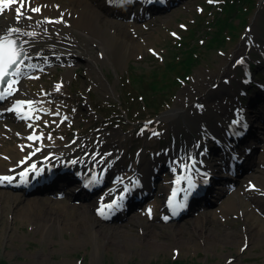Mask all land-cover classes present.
<instances>
[{
  "label": "rangeland",
  "instance_id": "1",
  "mask_svg": "<svg viewBox=\"0 0 264 264\" xmlns=\"http://www.w3.org/2000/svg\"><path fill=\"white\" fill-rule=\"evenodd\" d=\"M262 2L264 3V0H190L188 6L172 12L170 20L166 17L160 22L140 23L139 25L147 26L144 29V37L139 39L142 49L140 47L137 54L130 57L123 67L117 65V71L112 67L105 69V82L114 86L112 90L90 81L91 86L86 88L84 84L74 80L77 76L84 81L88 73L85 60L78 62L81 66L79 72L71 71L68 76L63 75L61 81H55V71L49 70L50 72L45 73L46 77L27 82L25 88L29 93L32 92L33 85L37 84L40 98H46L42 87L47 83L54 89L59 85L57 93L50 94V98H46L42 103L56 101L59 106L62 101H69L71 96L72 99L76 98L75 102L71 100L73 105L70 109L60 107V113H63L64 117L58 115L50 120H43L45 123L41 128L47 133L46 140H57V145L60 146L64 140L74 139L79 133L81 138H88L102 132L118 131L122 136L120 147L125 149L122 158L126 164H130L139 156L147 162L155 152H162L164 147L168 150L172 148V151L174 145H179L185 140L190 143L191 134H196L198 126L191 120V112H187L185 119L179 118V125L175 126L174 118L177 116L172 114L176 105L180 103L177 107L184 106L181 100L185 94H196L197 83L203 82L197 81L198 79H211L219 69L228 70L236 58L245 53L243 42L249 37L252 36L248 39L251 40L250 53L260 55V52L264 51V5L260 6ZM225 20L230 24L222 29L221 25ZM147 33L152 35L147 38ZM190 60L193 64L188 68L186 64ZM262 65L264 66V63ZM93 72L99 76L96 71ZM244 78L242 71L239 77L232 81L236 91L239 87L238 80L242 81ZM134 83L138 85L135 86ZM146 100L150 106L145 103ZM186 106L185 104L184 108H187ZM53 120L57 121L58 127L66 130L62 133L49 131L48 129L54 127L48 125L55 123ZM20 123L22 122L19 119L0 118L1 167H8L12 161L18 159L14 151L11 152L13 155L6 154V149L16 145L21 148L23 155L27 151H33L31 147L26 149L21 146L26 141L25 136L16 138L18 143L10 142L6 136L8 133L16 134L19 127L16 126L15 129L14 124ZM28 132L29 130H26L24 135ZM181 134L183 138H180ZM261 152L262 146L257 150L258 154ZM6 155L9 157L7 160ZM114 155L115 152L109 157ZM3 159L5 161H2ZM123 173L127 171L124 170ZM256 173L257 171L254 172ZM167 175L165 174V180L169 177ZM248 180L250 179H243L238 189L245 187ZM160 192L161 189L154 195L152 211L163 207ZM229 196L211 210L212 213H205L207 216L217 215L220 222L217 227L223 233L224 229L236 231L237 227L247 226V215H244L243 210L246 206L239 203L236 212L230 215L225 213L224 208ZM259 198L260 204L257 206L262 207L261 211L255 206V202L246 200L254 209H251L253 216H248V222L256 218L262 220L261 217H264V197ZM66 204L65 201L47 200L35 204L33 210L9 207L1 218L3 222H0V264H97L92 260L91 242L78 239L79 235L74 233L72 226L65 224L62 231L59 230L53 235H45L42 231V212L51 206L60 210L71 209ZM2 209L3 204L0 203V215ZM146 218L149 220V217ZM132 222L129 220L125 225H131ZM151 222L157 225L156 229L167 230L171 234L177 233L174 228H186L184 233L188 239L182 245L169 243L168 247L156 251L151 248L145 251L134 249L121 252L111 246L101 264H264V231L257 234L256 240L253 241L244 240L233 244L222 242L212 246L202 243L196 236H191L194 235V228L189 220L163 224L156 217ZM231 222H237L238 225ZM262 222L264 223V220ZM137 246L142 247L139 244Z\"/></svg>",
  "mask_w": 264,
  "mask_h": 264
},
{
  "label": "bare ground",
  "instance_id": "2",
  "mask_svg": "<svg viewBox=\"0 0 264 264\" xmlns=\"http://www.w3.org/2000/svg\"><path fill=\"white\" fill-rule=\"evenodd\" d=\"M188 4L189 2L186 3V6H188ZM129 6L130 5L126 3L120 5L117 0L114 3H110L108 0H24V7L20 9L23 15L17 20L15 9L19 7V5L16 3L11 4L3 13H0V36L6 35L10 28L20 29V33H14L13 38L17 39V43L23 47L24 52H26V59L21 68V74L15 77H21L23 75L22 73L29 72L30 70L46 68L56 62L67 64L63 74L68 76L71 71L74 73L77 72L76 70L79 68L76 63L77 60H85L84 64L88 73L86 77H84V81L77 76L74 80L80 84H84L86 88L88 85L91 86L90 83L97 82L99 85L112 90L114 86H109L110 84L105 82V69L109 70V68L112 67L116 70V68H118L117 65L123 67V64H126L130 57L137 54L140 47L142 49L139 39L140 37H144V31L140 25H132L134 26L132 28L124 21L115 20L111 16L115 13L128 11L127 9ZM175 7L176 6H173V9ZM33 8H38L39 11H32L31 9ZM168 10H172L171 7ZM160 11L161 10L158 12ZM28 17H30V19ZM153 18L158 19L160 17L157 16ZM167 18L170 20V15ZM33 32L36 34L35 36L24 34ZM147 34H149L147 38L152 35L150 33ZM242 48L243 45L241 49ZM73 63L76 64L73 67L70 66V64ZM55 70L54 68L53 71ZM93 71H96V74L98 73L99 76L94 75ZM227 72L229 71L219 69L217 73L215 72V77L197 80L203 82L197 83L196 86L198 91L196 94L192 92V95L189 93L185 94L181 100V102H184V106L180 105L177 107V105L180 104L178 103L175 107V111L172 114L173 116H177L174 118L175 126L179 125V118L185 119L187 117V112H189V114L191 112L192 115L189 116L196 126H199L200 121L203 119L211 118L213 121L215 120L213 107L206 106L205 110L207 112L205 113L201 105L203 102L215 96L218 92L223 94L225 99L228 98L227 96L233 95L225 84L224 76L227 75ZM59 76L61 75L56 73L53 77L59 81ZM24 82L16 81L12 85L15 91H13L14 94L12 95L11 93L9 97L11 103H8L5 108L1 109L0 114H11L10 112H13L16 117L25 118L31 122L35 118L31 115L35 114L37 109H39L41 101L39 98H35L28 93L27 89L23 87ZM47 86H49L48 83ZM213 86L216 87L214 88ZM6 88H8V84L3 89ZM33 90H38L35 84L33 85ZM53 90L54 88L50 86L47 88L46 93L49 94ZM17 101L25 102L23 105L19 106L20 110H15L14 108ZM185 104L187 108H184ZM217 105L219 106V104ZM232 108L235 110L238 109L235 101L232 106H221V110H217V108L214 109H216L218 115L228 118L230 121V119L236 120L237 117H239L237 113H235L237 115L235 117L231 114ZM9 109L13 110L10 111ZM199 109L204 111V116L198 115L202 112H200ZM223 123L224 122L220 124L223 125ZM19 128L17 130L23 129ZM208 128L209 129H206L204 132L205 134H211L212 138L223 137V134H221L218 128L211 124H208ZM57 130L58 132L63 131L61 129ZM224 134L228 138L231 136L228 134V131ZM6 136H8L10 142L17 141L16 138L18 136L16 135L8 133ZM121 137L118 131H108L96 134L84 140L76 139L70 144L61 146L62 148H60V150H56L57 148L52 145L55 141H50L49 145L41 146L39 149L35 150L33 157L30 158L26 155H22L20 152L21 149L15 145L14 148L6 149L5 153L13 155L11 152L14 151V155H18V160L10 163L11 166H14L13 169H4L8 167L0 166V176L11 175V177H14L13 180H17L21 177L20 174L23 170L30 168L35 162H39L52 154L56 161H61L62 158L70 156L76 163H80L83 167L87 165L88 168L94 167L97 172H101V178H106L114 174V167L117 163V159L108 161L106 158L112 154L114 148L120 146V142L122 141ZM259 143L260 141L258 144ZM32 144L33 143H31V145ZM25 145L28 147L31 146L30 143H25ZM89 146H91V148H89ZM198 147L196 149L190 148L186 150V144H183L182 147L177 148V154H184L185 158H172L171 162L168 163L171 169V177L169 179L170 185L160 188L164 196L168 197V202H174L179 192L186 195V193L189 192V181L198 178L204 170L206 172L210 171V168L205 164V155L203 153L198 154ZM262 150L261 157L255 155L251 162L250 171L247 173L250 180H248L245 187L237 189L235 193L233 192V194L229 196V201L224 208L225 213L230 215L232 212L237 211L236 208L239 207V203L246 206L243 210L245 212L244 215H247V218H245L247 226L244 228L237 227L236 231L224 229L225 233H223V231L218 230L217 226L220 222L216 214L212 216H207V214L191 215L189 218H186V220L192 222L191 227L194 228V235H191L192 237L196 236L202 243L214 246L222 242L223 244H233L238 241L244 242V240L253 241L256 240L257 234H261V232L264 231V223L262 222L264 218L262 220L256 218L252 221H247V219H249L248 216H253V213L245 201L246 198H251L255 200L254 202L256 205H259V197L264 196L262 195L264 193L261 191H264V170L260 167L258 169L257 167L264 166V145H262ZM233 159H235V157H233ZM2 161L5 160L3 159ZM236 164L238 165L239 162ZM141 165L142 161L138 160L130 166L131 170L135 171L133 174L135 176H130L134 177V180L138 179L139 181L142 180V178H146L150 174H147V171L150 170V168H152V170L157 169L161 166V163L151 160L150 163L146 164L142 169ZM120 168H123V165H121ZM213 169L214 168H211V170ZM5 170H9V172L5 174ZM254 171H257V173L254 174ZM87 172L89 173V171ZM246 172L247 171H245V173ZM130 177L129 179H132ZM129 179L126 178V175H120L113 183L123 188L124 184L129 182ZM137 186L138 185L135 184V187ZM236 186L237 184L230 190L232 191ZM141 190L142 186L136 191L132 190L129 199H132L135 193ZM228 193L229 191L224 193L223 196L229 195ZM118 195L119 194L114 191L109 197V202ZM30 196H23L11 192L10 190L0 188V203L3 204L0 219L3 218V215L6 213L5 211L9 209V207H16L17 209L21 207L33 210L36 206L35 204L47 201V199ZM243 196L246 198L243 199ZM106 199H108V196ZM49 201L53 202L51 199ZM101 204H105V200H102ZM66 205L71 209L67 210L66 208V210H60L57 207L51 206L47 208L45 212H42L44 213L42 214V231H44L45 235H53L59 230L62 231L65 224L72 226L74 233L79 235L78 239L82 238L83 240L86 239L85 242H87V240L91 242L93 247L91 253L92 260L97 264L102 263L103 257L111 246H115L116 249L121 252L134 249H143L142 251H145L151 248H154L156 251L168 247L169 243L182 245L188 239L184 233L186 228H177V230L174 228L173 230L177 231L176 234H171L167 230L161 231L156 229L157 225L151 224L144 217V214H149V207L143 209V215H134L124 221H133L131 225H125V223H117L115 225L105 223V220L103 221V216L99 214L98 211H94L91 203L78 205L67 203ZM26 213L30 212L26 211ZM0 222H3L2 219ZM231 223L237 224V222ZM138 231L141 235L138 234ZM138 244L142 247L138 248Z\"/></svg>",
  "mask_w": 264,
  "mask_h": 264
},
{
  "label": "snow or ice",
  "instance_id": "3",
  "mask_svg": "<svg viewBox=\"0 0 264 264\" xmlns=\"http://www.w3.org/2000/svg\"><path fill=\"white\" fill-rule=\"evenodd\" d=\"M110 3L116 2V0H108ZM151 2V0H149ZM211 2V0H210ZM16 3L19 5L15 9L17 16L16 19L19 20L20 17L23 15V13L20 11L22 7H24V0H0V13H3L5 9H7L11 4ZM32 11L38 12V8L31 9ZM30 19V17H28ZM14 33H20L19 28H10L7 31V34L4 36H0V83L5 82V79L10 76H19L21 74V68L20 65L23 64V53L24 49L21 45L17 44V39L13 38ZM25 35H32L35 36L36 34L33 33H24ZM242 62V61H238ZM15 80H7L6 83L8 84V88L6 89H0V100L4 99L7 95H10L13 91H15L14 88H12V85L15 83ZM57 89H59V85H57ZM25 102L23 101H17L16 106H14L15 110H20L19 106L23 105ZM31 103V102H28ZM12 111L13 109H9ZM233 123H237V121H234ZM29 139H32V137H29ZM75 163V162H73ZM34 167V166H33ZM21 177H23L25 174L21 173ZM14 177L11 176H0V184L8 182L11 183L13 181ZM206 182V181H205ZM195 185L190 184V188H194ZM254 187V186H253ZM125 191H128L127 187L125 188ZM123 199V197H121ZM171 203V202H170ZM113 205L118 209L119 204H116L114 201L113 204L107 205L108 209H113ZM184 205L181 204L179 207L173 208V214L175 215L176 212L179 211L180 208H183ZM101 215H105V212L103 209L100 210ZM151 214V210L149 209V215ZM165 220L168 219V217H164Z\"/></svg>",
  "mask_w": 264,
  "mask_h": 264
},
{
  "label": "trees",
  "instance_id": "4",
  "mask_svg": "<svg viewBox=\"0 0 264 264\" xmlns=\"http://www.w3.org/2000/svg\"><path fill=\"white\" fill-rule=\"evenodd\" d=\"M228 19V17H227ZM230 23L228 22V20H225L222 25H221V28L223 29L224 27L228 26ZM191 62H188V65H190Z\"/></svg>",
  "mask_w": 264,
  "mask_h": 264
}]
</instances>
